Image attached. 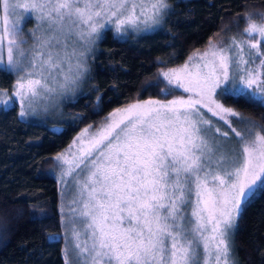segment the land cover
I'll return each mask as SVG.
<instances>
[{"label":"snow or ice","instance_id":"snow-or-ice-1","mask_svg":"<svg viewBox=\"0 0 264 264\" xmlns=\"http://www.w3.org/2000/svg\"><path fill=\"white\" fill-rule=\"evenodd\" d=\"M173 11L168 0H0V71L15 77L11 97L0 90V105H18L21 118L56 113L84 94L104 32L160 28ZM25 13L37 22L28 48ZM236 22L237 35L210 39L143 88L162 76V92L182 95L117 108L53 158L61 195L73 194L61 211L76 241L75 264H235L241 210L264 193V123L217 97L264 107V13ZM6 230L0 226V235Z\"/></svg>","mask_w":264,"mask_h":264},{"label":"trees","instance_id":"trees-1","mask_svg":"<svg viewBox=\"0 0 264 264\" xmlns=\"http://www.w3.org/2000/svg\"><path fill=\"white\" fill-rule=\"evenodd\" d=\"M173 13L162 27L129 36L103 33L90 61L91 79L76 99L63 103L61 118L25 120L16 107L0 106V264H63L62 229L56 209L54 157L85 125H95L115 107L146 98L172 99L167 81L154 84L163 69L176 66L202 51L210 39L229 30L238 32L236 17L264 13V0H168ZM258 19V17H254ZM241 28L245 26L239 21ZM13 76L0 71V90L9 89ZM89 85L95 86L93 90ZM103 99L96 107V97ZM219 99L243 115L264 123V107L241 99ZM234 235L237 264H264V193L242 208Z\"/></svg>","mask_w":264,"mask_h":264},{"label":"rangeland","instance_id":"rangeland-1","mask_svg":"<svg viewBox=\"0 0 264 264\" xmlns=\"http://www.w3.org/2000/svg\"><path fill=\"white\" fill-rule=\"evenodd\" d=\"M33 17V14H30V13H25L24 14V20L26 21L24 24H23V37L25 39H28V44L26 45H23L24 48H28L32 43L33 41L28 37V33L30 31H32L33 29H35L36 27V20ZM114 32V30H112ZM230 32H227L222 38H225V37H231V36H234V35H237L238 32H236L235 30L232 31V30H229ZM131 35V34H130ZM129 36V35H127ZM244 39H247V37H243ZM255 39H259V37H255ZM220 40V39H219ZM217 40V41H219ZM208 45V44H207ZM207 47V46H206ZM206 47L203 49L205 50ZM200 51V52H203ZM245 52L247 53V49H245ZM196 53V52H195ZM194 54V53H193ZM192 54V55H193ZM192 55H189L184 61H182L180 64L176 65V66H172V67H168V68H165L163 69L162 71H166L168 69H179L183 64H185V62L188 60V58ZM247 58V56L245 57ZM257 64H258V61H257ZM14 80H15V77H13V82L10 86L9 89H6L3 91H6L8 93V97H5V99L11 97L12 95V85L14 83ZM148 99H154V100H158L157 98H153V97H150V98H146L145 100H148ZM173 99V98H172ZM217 99H219V97H217ZM144 101V100H143ZM135 102V101H134ZM222 102V101H221ZM133 103V102H131ZM223 103V102H222ZM128 104L130 103H127L125 105H122V106H119V107H115L113 109H111L110 111H108L105 115L104 118H102L97 124L95 125H92V124H89L92 126V131H95L97 128L100 127L101 123L104 121V119L110 114L112 113L115 109L117 108H123V107H126ZM1 107H3L2 105H0ZM227 106V105H226ZM229 107V106H228ZM16 109H17V113H18V116H19V106L17 105L16 106ZM236 110V109H235ZM237 112H239L238 110H236ZM240 113V112H239ZM61 115H62V109L61 107L57 110L56 113H53L52 115L50 116H41V117H23L22 119H25V120H34V119H40V121H45V119H48L50 122L49 124H51V128L52 129H59L60 128V125L56 124L54 121L61 118ZM245 116V115H244ZM247 117V116H246ZM21 118V117H20ZM214 123V127H220L221 128V131H227L226 128H224L222 125L218 124V123H215V121L213 122ZM89 125H85L83 127H81L75 134L74 136L72 137L71 141L68 143V145L66 147H64L62 150H60L59 152H57L56 154L58 153H61V152H65L66 149H68V146L71 145L74 141V139L82 132V130L88 128ZM234 127H237V130H241V126H237V125H234ZM234 143V142H233ZM55 171H56V187H57V204H56V209H57V212L59 214V219H60V223H61V229H62V245H61V256H62V260H63V264H75V261H76V253H75V249L73 247L74 243L76 242L74 239H73V236H72V228H71V224L70 223H65V220L66 219H69L68 217H65L64 215V212L61 211V208L62 206L65 207V211L67 210V204L68 202H70L73 198V194L72 192L68 191V189H65V191L67 192V195L66 196H62L61 195V189H62V184H61V181H60V168L59 167H56L55 165ZM69 187H71V185H69ZM85 239V237L82 235L81 236V241H83ZM65 252L68 253V255L66 256L65 255ZM231 259L235 261V264H237L236 262V259H235V255H234V252L232 250V255H231Z\"/></svg>","mask_w":264,"mask_h":264}]
</instances>
